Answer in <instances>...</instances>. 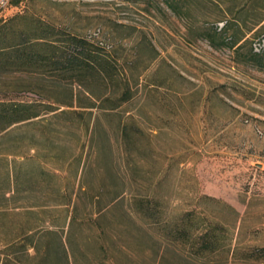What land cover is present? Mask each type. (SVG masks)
Instances as JSON below:
<instances>
[{
    "label": "rangeland",
    "instance_id": "obj_1",
    "mask_svg": "<svg viewBox=\"0 0 264 264\" xmlns=\"http://www.w3.org/2000/svg\"><path fill=\"white\" fill-rule=\"evenodd\" d=\"M3 1L0 22L97 41L120 79L103 92L130 97L109 110L76 82L0 67V98L40 113L0 133V249L35 264L32 246L67 245L74 214L77 264H264V70L249 58L264 0ZM149 200L172 226L210 224L215 249L168 243Z\"/></svg>",
    "mask_w": 264,
    "mask_h": 264
},
{
    "label": "trees",
    "instance_id": "obj_2",
    "mask_svg": "<svg viewBox=\"0 0 264 264\" xmlns=\"http://www.w3.org/2000/svg\"><path fill=\"white\" fill-rule=\"evenodd\" d=\"M16 20H22V26H15ZM225 22L219 29H222ZM18 28V29H17ZM11 33H16L14 39ZM13 36V35H12ZM264 37V34L257 38ZM255 38V40L257 39ZM250 50L249 58L259 69L264 70V51ZM262 51V52H261ZM117 63L113 61L111 55L103 49L95 40H91L77 33L67 31L62 33L55 25L44 22L39 18L27 14L15 15L3 22H0V67L8 70L26 72L38 76H50L53 79L70 80L76 82L82 89L92 97H95L102 103H109V110L118 108L122 102L130 97L126 88L120 91L117 97L103 92L117 78ZM118 84V83H117ZM99 89L100 92L95 93ZM39 98L44 100L43 93H38ZM72 96V95H71ZM71 106L70 102L65 103ZM92 106V105H91ZM40 115L36 110L34 103L15 100L13 98H0V133L9 130L12 124L22 121H28ZM123 135L127 134V126H122ZM17 172L13 173V178H17ZM155 205L151 200L145 204L143 217L148 219L149 226H160L163 224V237L168 243L181 239L191 245L197 254L213 251L215 249V236L213 227L210 224L196 229L195 227H180L158 218L154 209ZM76 216H71L66 244L62 243L60 248L54 249L45 244L42 248H34L35 264H77L79 256L83 255L84 250L72 241L73 230L78 227ZM23 240L27 239L26 233ZM180 240V241H181ZM13 243L7 242L3 249H0V264H17V259L13 249ZM99 251L104 252L105 248L102 242H99ZM21 249L27 252V246L23 245Z\"/></svg>",
    "mask_w": 264,
    "mask_h": 264
},
{
    "label": "built area",
    "instance_id": "obj_3",
    "mask_svg": "<svg viewBox=\"0 0 264 264\" xmlns=\"http://www.w3.org/2000/svg\"><path fill=\"white\" fill-rule=\"evenodd\" d=\"M1 2L4 4L5 1L1 0ZM253 46L256 51H259L261 48H264V37L257 38L253 43Z\"/></svg>",
    "mask_w": 264,
    "mask_h": 264
}]
</instances>
